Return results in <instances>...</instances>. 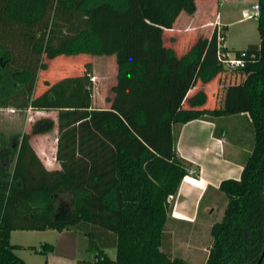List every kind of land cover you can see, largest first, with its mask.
<instances>
[{"label": "trees", "instance_id": "16d2710c", "mask_svg": "<svg viewBox=\"0 0 264 264\" xmlns=\"http://www.w3.org/2000/svg\"><path fill=\"white\" fill-rule=\"evenodd\" d=\"M256 1L259 43L245 49L257 59L229 70L244 72L239 94L246 106L240 109L205 107L203 88L188 96L194 80L204 85L228 70L216 60L215 35L205 63V39L179 54L165 43L163 31L172 30L180 12L192 13L194 0H0V108L57 110L61 168L54 182L26 186L29 168L18 167L27 134L13 172L0 165V264H25L17 248L47 255L50 243L37 249L9 241L13 230L47 229L87 237L95 258L78 264H192L166 250L168 214L190 166L176 153L178 127L241 110L252 124L251 148L239 177L219 183L226 204L210 227L204 264H257L260 258L264 264V0ZM62 55L114 56L109 106L91 105L90 61L35 93L44 59ZM53 125L43 117L32 132ZM11 145L4 152L14 158L18 146ZM61 190L71 199L59 212L55 196ZM106 248L114 249L113 258Z\"/></svg>", "mask_w": 264, "mask_h": 264}, {"label": "crops", "instance_id": "0c3cea01", "mask_svg": "<svg viewBox=\"0 0 264 264\" xmlns=\"http://www.w3.org/2000/svg\"><path fill=\"white\" fill-rule=\"evenodd\" d=\"M194 2L196 9L192 14V30L197 28H206V38L203 39H205L207 43L202 56V62L205 63L210 61L208 60L209 57L207 56L208 51L210 50V44L208 41L214 35L216 28H220L221 26L224 33L222 43L224 46L230 49L225 44L228 23L225 22L222 14H219V12H217V10L214 8L216 3H221L220 0H194ZM254 3H252L251 6ZM243 9H246V7H242L240 10L242 11ZM201 10L205 12H211L213 15L212 18H206L199 22L198 20L201 14L199 12H201ZM174 24L175 21L173 22V25ZM209 28H211L210 33L207 32ZM193 43L194 42H192V44ZM166 44L172 46L179 54L177 50L178 45L176 42L169 41ZM92 76V82L95 87L97 83L95 84L94 82H98L99 80L101 81V78H103L104 74L98 72L97 69H93L91 73V77ZM243 77L244 75H239L238 72L225 70L224 72L216 75V77L209 83L204 85H201L199 81L194 80L188 90V96L192 95L199 88H203L206 93V102L204 104L205 107H237L243 109L245 108L246 103L239 94V87ZM103 82H105V80ZM114 83L115 79L110 86H112ZM91 105L93 107H96L97 105L96 108H101V106L106 107L105 105L100 104L99 95L97 99H92ZM27 112H30V110H27ZM34 112H41V114H43L42 116L52 119L54 125L52 129L47 132H33L30 137L29 134H27V148H25L24 154L26 157V165L29 168V172L33 173L38 179H45L46 182L51 183L59 177L61 172L60 165L55 158L58 144L57 112L55 110H35ZM46 112L48 115H44ZM224 116H244L246 121L251 123L248 113L244 110L228 115L197 118L181 124L178 127V133L175 140L176 153L179 157L189 162L190 166L188 173L180 181L178 191L174 197L171 210L168 214L166 225L171 224L174 226V228H187L191 230L189 232H192V239H189V243L185 244L188 248L192 246V260L183 256L182 257L192 264H204L206 260L208 250L202 243L201 239L203 237L205 238L210 236V227L214 222L212 219V214L216 207V203L221 198L222 194L218 191L220 181L225 178L239 177L243 161L246 157V155H243V153H248L251 148V129L248 128L241 130L240 146H236V144L231 142L226 137L229 129L223 125L218 127L215 121L216 118H223ZM21 142L22 137L19 143L20 145ZM195 168L198 169L197 176H195L193 173ZM38 173L40 174L38 175ZM30 176L32 175L30 174ZM55 199L57 210L61 212V210H63L62 205H67L70 203L71 192L68 190L58 191L56 193ZM15 231L17 230L10 232V243L24 247L27 246V244H23L22 242H11L12 233ZM65 232L74 234L75 236L80 234L75 230H63L60 232V234ZM24 250L26 251L28 249L17 248L14 251L24 260V263L27 264L26 258L18 253L19 251ZM107 250L108 248L105 249V252H107ZM52 252L53 250L47 255H44L46 256L45 264L49 263V258ZM195 254L197 256L196 258H193V255ZM202 255V261H195L197 258L200 259ZM78 261L80 260L75 258V260L69 264H78Z\"/></svg>", "mask_w": 264, "mask_h": 264}, {"label": "rangeland", "instance_id": "374dc122", "mask_svg": "<svg viewBox=\"0 0 264 264\" xmlns=\"http://www.w3.org/2000/svg\"><path fill=\"white\" fill-rule=\"evenodd\" d=\"M220 2V4L216 3V6L214 8L215 10H217V12H219V14H222L225 22L228 23L225 44L232 50L246 48L249 45H257L259 43V34L256 28V17L242 19L240 10L242 7L250 8L251 4L254 2L257 3V1L220 0ZM193 12H180L174 20L175 24H172V30L163 31V38L165 40V43H168L169 41L176 42L178 45L177 50L179 53L188 48L192 44V42L198 41L201 38H206V28H197L192 30ZM199 13H201L198 20L199 22L206 18H212L213 16L211 12H205L203 10H201V12ZM220 30L221 35H224L221 26ZM210 31L211 28H209L207 32L210 33ZM216 34L217 28L214 33L215 36L213 38L214 40H212L213 42L216 41ZM171 38L173 40H170ZM44 61L47 63V68L38 72L35 93L40 88H42L44 83L47 81H51L54 78L65 74H76L80 71H83L85 63L90 61L93 69H97L98 72L104 74L103 78H101V81L99 80L98 82H94L95 84L97 83V85H95V87L93 85L92 99H97L99 95L100 104L109 106V102L106 98H109L113 95L110 85L113 83L114 79L116 80V62L113 55H101L93 57L85 55H62L57 56L51 60L44 59ZM238 73L239 75H244V72ZM103 79L105 80V82H103ZM91 80L93 81V76ZM34 111L35 110H30V112H27V109L20 110L13 107L0 108V152L3 155L2 157L0 156V165L6 166L8 170H11L12 172L16 167L19 155L18 152L21 149V145L19 143L21 141L22 135L29 134L30 137L33 133L32 124L37 119L45 117L42 116L43 114H41V112L35 113ZM55 111L57 112V110ZM44 115H48L47 112ZM215 121L218 127L223 125L229 129L226 137L231 142L236 144V146H240V133L242 129L250 128L252 134V124L249 121H246L244 116H224L223 118H216ZM251 136H253V134ZM9 142L13 147L18 146V150L14 158L4 152L5 150L9 151ZM24 154L25 152L20 158L18 168H22L26 171L28 169V166L26 165V157L24 156ZM247 154L248 153H243V155ZM30 174L32 176L28 177L26 186L40 185L43 183V181L34 176L33 173ZM39 174L40 173H38V175ZM225 204L226 197L224 194H221V198L216 203V207L212 214V219L214 222L220 220L225 208ZM166 231L169 234L168 248H166V250L170 254V256H183L192 260V246L188 248L185 244L189 243V239H192V232H189L191 230L187 228H174L173 225L167 224ZM209 237L211 238V235ZM209 237H203L201 239L207 250L211 242V239ZM11 242H22L23 244L34 246L37 249L40 248L43 243L52 244L54 246V249L49 258L48 264H69L70 262L75 260V258L79 260L86 259L93 261L95 258V253L88 248L87 237L85 235H82L81 233L75 236L74 234H69L67 232L60 234L59 231L54 229H47L45 231L17 230L12 233ZM18 253L26 258L27 264H45L46 256L42 254L34 253L29 249L26 251H19ZM106 253L111 258L114 257V249L108 248ZM196 256V254L193 255V258H196ZM202 258L203 255L200 259L197 258L195 261H202Z\"/></svg>", "mask_w": 264, "mask_h": 264}, {"label": "built area", "instance_id": "2783aa9c", "mask_svg": "<svg viewBox=\"0 0 264 264\" xmlns=\"http://www.w3.org/2000/svg\"><path fill=\"white\" fill-rule=\"evenodd\" d=\"M259 14V7L257 3H254L250 8L243 9L241 11L242 19H249L257 17ZM220 28H217L216 41H215V56L217 62L221 63L224 68L228 70H234L242 67L246 62L255 61L257 59V53L255 51H249L247 49H239L237 52L228 49L223 45V35L220 33ZM226 48V49H224ZM92 78V77H91ZM27 110H30L29 108Z\"/></svg>", "mask_w": 264, "mask_h": 264}, {"label": "water", "instance_id": "95a60500", "mask_svg": "<svg viewBox=\"0 0 264 264\" xmlns=\"http://www.w3.org/2000/svg\"><path fill=\"white\" fill-rule=\"evenodd\" d=\"M262 254H263V252H262ZM260 260H261V258L258 260L257 264H259Z\"/></svg>", "mask_w": 264, "mask_h": 264}]
</instances>
